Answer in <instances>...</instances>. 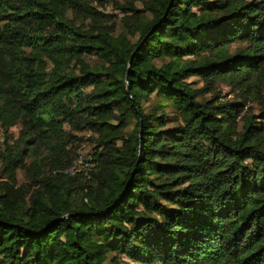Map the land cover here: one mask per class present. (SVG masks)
Returning <instances> with one entry per match:
<instances>
[{"label":"trees","instance_id":"trees-1","mask_svg":"<svg viewBox=\"0 0 264 264\" xmlns=\"http://www.w3.org/2000/svg\"><path fill=\"white\" fill-rule=\"evenodd\" d=\"M86 1L0 0V264H264V0Z\"/></svg>","mask_w":264,"mask_h":264},{"label":"rangeland","instance_id":"rangeland-1","mask_svg":"<svg viewBox=\"0 0 264 264\" xmlns=\"http://www.w3.org/2000/svg\"><path fill=\"white\" fill-rule=\"evenodd\" d=\"M119 3L121 4H125L130 0H117ZM89 4V2H87L86 0H81V7L84 8L85 6H87ZM135 5L137 7H140V3L135 1ZM90 6V4H89ZM81 8V10H82ZM91 8V6H90ZM91 11L93 12V14L97 15V12H104L105 14L109 15L108 19L111 21L109 22V24H112V22L114 21H118V19H120L122 16L115 11L114 7L112 4H106L104 7H101L99 5H92ZM70 19H72L75 24L81 28V29H87V23L88 20H86V18L84 16H76L74 13H70L69 16ZM120 28V23L117 22V30H119ZM189 82H191L193 87H201L202 86V82L199 78H195L192 77L188 80ZM218 88L221 90V94L225 97L224 99L229 100L232 98V95H229L228 92V88L227 87H222V85H219ZM209 96V95H208ZM253 110H255V107H252ZM13 133H16V129H13ZM85 137H89L88 134L85 135ZM2 131L0 128V146L2 144ZM93 148L90 146V144L87 141H84L80 147H78L77 152H76V156L74 158L73 164L72 166L66 171V173H69L70 175H79L82 174L83 176H88L89 174V170L93 167V163L91 164V154L93 153ZM17 181L19 182V185L23 182V177H22V173L19 172L17 174ZM19 192V189L17 188L16 193Z\"/></svg>","mask_w":264,"mask_h":264},{"label":"water","instance_id":"water-1","mask_svg":"<svg viewBox=\"0 0 264 264\" xmlns=\"http://www.w3.org/2000/svg\"><path fill=\"white\" fill-rule=\"evenodd\" d=\"M131 63V60H130V62H129V64ZM126 81H127V75H126ZM138 116H139V121H140V123H141V116L138 114Z\"/></svg>","mask_w":264,"mask_h":264},{"label":"built area","instance_id":"built-area-1","mask_svg":"<svg viewBox=\"0 0 264 264\" xmlns=\"http://www.w3.org/2000/svg\"><path fill=\"white\" fill-rule=\"evenodd\" d=\"M1 141H3V139H1ZM92 164V163H91Z\"/></svg>","mask_w":264,"mask_h":264}]
</instances>
